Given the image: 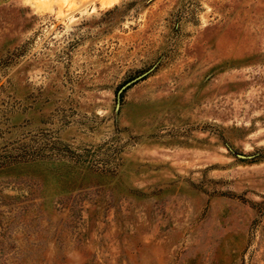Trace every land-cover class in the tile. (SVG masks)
Here are the masks:
<instances>
[{
    "label": "rangeland",
    "instance_id": "obj_1",
    "mask_svg": "<svg viewBox=\"0 0 264 264\" xmlns=\"http://www.w3.org/2000/svg\"><path fill=\"white\" fill-rule=\"evenodd\" d=\"M0 264H264V0H0Z\"/></svg>",
    "mask_w": 264,
    "mask_h": 264
},
{
    "label": "water",
    "instance_id": "obj_2",
    "mask_svg": "<svg viewBox=\"0 0 264 264\" xmlns=\"http://www.w3.org/2000/svg\"><path fill=\"white\" fill-rule=\"evenodd\" d=\"M146 75H147V73H145V74H143V75H141V76L135 78V79L132 80L131 82L125 84V85L121 88L120 92H122L124 89H126V88L129 87V86H131L133 83L137 82L138 80L142 79V78H143L144 76H146ZM238 158H241V159H251V157H245V156H243V155H238Z\"/></svg>",
    "mask_w": 264,
    "mask_h": 264
}]
</instances>
